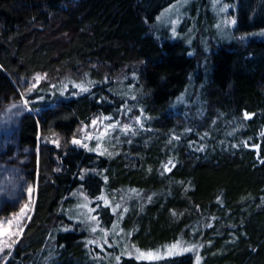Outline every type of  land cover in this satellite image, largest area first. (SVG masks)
<instances>
[{
	"label": "trees",
	"instance_id": "trees-1",
	"mask_svg": "<svg viewBox=\"0 0 264 264\" xmlns=\"http://www.w3.org/2000/svg\"><path fill=\"white\" fill-rule=\"evenodd\" d=\"M181 1L0 0V94L39 147L6 264H264V0H223L235 28L210 44L209 0L181 39L156 30Z\"/></svg>",
	"mask_w": 264,
	"mask_h": 264
},
{
	"label": "rangeland",
	"instance_id": "rangeland-1",
	"mask_svg": "<svg viewBox=\"0 0 264 264\" xmlns=\"http://www.w3.org/2000/svg\"><path fill=\"white\" fill-rule=\"evenodd\" d=\"M206 1L201 0L204 5H206ZM222 2L223 0H209V9L198 14V17H201L196 20L208 18L212 22L206 23L209 36L207 43L209 44L211 40L214 43L217 40L219 43L230 42L226 37L227 31L235 28L234 16H228L227 6H224ZM192 5L193 0H182L170 7L157 21L156 30L160 33L167 32L172 38L181 39L184 36L183 33L186 34V30L193 24L192 16L188 12ZM171 14L173 15L170 23ZM170 24L175 28L174 30L169 28ZM202 32L199 28L193 37H200ZM235 36L237 40L243 37L237 34ZM255 38H264V32L255 34ZM200 45L203 52H207V46L204 47L201 41ZM41 81L42 76L34 74L27 79L24 85L26 88H31ZM20 98L22 103L19 102ZM20 98L18 99L13 94H0V264H6L9 256L13 253L35 205L36 179L34 175L37 166L34 159L37 158L39 147H31L20 142L19 129L23 117L32 113L22 97ZM130 122L122 117L121 129L131 130ZM108 134L109 130L99 127L94 120L89 125L82 126L79 132L80 138L87 142L96 141V139H98L97 141L103 140L108 137ZM29 188L32 190L31 193H29ZM7 208L12 215L7 214ZM78 209L81 210L82 206ZM91 218L90 216L88 218L90 223H92ZM5 251H8L7 255H4Z\"/></svg>",
	"mask_w": 264,
	"mask_h": 264
},
{
	"label": "snow or ice",
	"instance_id": "snow-or-ice-1",
	"mask_svg": "<svg viewBox=\"0 0 264 264\" xmlns=\"http://www.w3.org/2000/svg\"><path fill=\"white\" fill-rule=\"evenodd\" d=\"M37 79H40V77H37ZM246 118H247V115H246ZM74 143H78V141H74ZM169 163H171V162H169ZM31 191H32L31 188H29V193H31ZM25 208H27V205H25ZM172 247L175 248L176 245H173ZM140 255L142 257L149 258V259L155 258L154 255H153V253H151V252H149V253H140Z\"/></svg>",
	"mask_w": 264,
	"mask_h": 264
},
{
	"label": "bare ground",
	"instance_id": "bare-ground-1",
	"mask_svg": "<svg viewBox=\"0 0 264 264\" xmlns=\"http://www.w3.org/2000/svg\"><path fill=\"white\" fill-rule=\"evenodd\" d=\"M9 95H11V94H9ZM14 95V94H13ZM17 97H18V99L21 97V95H20V93H19V95H16Z\"/></svg>",
	"mask_w": 264,
	"mask_h": 264
}]
</instances>
